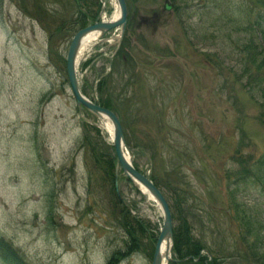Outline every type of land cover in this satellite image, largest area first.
I'll use <instances>...</instances> for the list:
<instances>
[{"label": "rangeland", "instance_id": "1", "mask_svg": "<svg viewBox=\"0 0 264 264\" xmlns=\"http://www.w3.org/2000/svg\"><path fill=\"white\" fill-rule=\"evenodd\" d=\"M83 5L108 21L118 11L115 0ZM127 5L122 40L102 36L78 63L84 95L111 103L133 165L158 181L207 253L257 264L240 229H264V0ZM77 9L0 0V241L26 264H107L127 239L106 173L115 158L106 121L79 111L66 72ZM117 181L130 218L148 229L142 251L116 264H152L163 212L122 170Z\"/></svg>", "mask_w": 264, "mask_h": 264}, {"label": "trees", "instance_id": "2", "mask_svg": "<svg viewBox=\"0 0 264 264\" xmlns=\"http://www.w3.org/2000/svg\"><path fill=\"white\" fill-rule=\"evenodd\" d=\"M76 4L78 5V19L73 20L75 24L72 26L74 27V31L77 32L79 29L86 28L90 26V24H93L98 19V15L100 14L97 12L95 15H86L84 14L83 10L87 11L86 5H83V0H75ZM88 12V11H87ZM264 18V17H263ZM257 24L259 27H264V19L260 22L258 21ZM261 34H264V28L261 29ZM253 60L252 62H256V57L252 56ZM259 69L264 68L262 65H257ZM103 85L101 84L100 88L102 89ZM102 107H107L108 109H111L112 111L116 112L114 110V107L111 105V103L108 100L102 101V103H98ZM115 158L111 157L108 161L107 165V172L111 176V180L113 182L114 188H115V167H116V160ZM261 178V177H260ZM152 180H154L156 186L161 189V186L159 185L158 181L155 180L153 177H151ZM116 203L117 206H121V210L118 213L119 216L117 218L118 224H120L121 228H123L125 234L127 235V239L124 243V248L122 250H118L114 252L111 255V258L107 261V264H116V261L127 259L132 255V253L140 252L143 248V241L146 239V233L148 229V225L142 220H139L138 218H130L131 213H129V210L124 205L122 200L118 197L116 194ZM176 210H179V208L176 206ZM179 219L178 225L174 226V247L172 250L173 254V261L169 264H226L222 259L220 258V253L218 252H212V254L205 255L203 252H208V250L197 240L194 238L192 227L190 222L187 219H182L181 216H179L177 213H173V222L177 221ZM257 227L260 226L257 224ZM255 225V226H256ZM244 229H240L242 231L240 237L243 240V242L246 243L247 249L249 255H250V261H254L257 264H264V229L261 227L258 228H250L251 230L247 229V227ZM152 237H150V242L153 244V247L149 251L150 257L153 258L156 242H157V235L153 233ZM253 238L250 244L248 243L247 238ZM0 253L3 258V262L5 261V264H26L22 257L17 253L16 250L9 247L7 242L3 240V242L0 241ZM212 258V259H211Z\"/></svg>", "mask_w": 264, "mask_h": 264}, {"label": "water", "instance_id": "3", "mask_svg": "<svg viewBox=\"0 0 264 264\" xmlns=\"http://www.w3.org/2000/svg\"><path fill=\"white\" fill-rule=\"evenodd\" d=\"M108 0H106L107 2ZM117 5L120 9V16L116 20H111V22L102 21L100 23L94 24L86 29H82L78 32L77 35L72 40V44L70 45L69 51H68V57H67V75L69 76V82L70 86H72L73 95L76 98L77 106L78 108L82 109V107L87 108L89 111H91L93 114H96L97 116L101 118L107 117L110 122L112 123V126L114 128V144L113 147L116 151V158L118 160V165L116 168L117 176L119 175V170H123L124 175L130 179L131 181L138 184V186L143 187L150 196H152L160 205L162 212L164 213V225L161 230V235L157 240V246L154 252V258L152 261V264H168L172 258L171 250L173 247V228H174V222L172 218V211H170L169 203L166 201V198L159 190L154 182L152 180H149V178L143 174L141 171H138L133 166L132 162L127 159L125 155V149L126 143L124 138V132L123 127L120 122L119 117H117L116 114H114L111 110L107 108H103L92 103L90 100H88L87 97L83 95V92L81 90V86L79 84V79L77 76V64H78V52L82 45V40L89 35L91 32H100L102 34H106L108 32H111L113 29L122 28L123 33L126 31V25L128 23L127 16H128V9H127V3L126 0H116ZM167 10H171V7L166 5ZM116 182V192H118L119 188V182ZM119 194V192H118ZM164 242H167L168 249L165 251V253L162 252V248L164 245Z\"/></svg>", "mask_w": 264, "mask_h": 264}, {"label": "bare ground", "instance_id": "4", "mask_svg": "<svg viewBox=\"0 0 264 264\" xmlns=\"http://www.w3.org/2000/svg\"><path fill=\"white\" fill-rule=\"evenodd\" d=\"M119 9L118 11L115 13V15L113 16V19H117L119 17ZM100 40V34L98 32H93L90 33V35L86 36L83 40H82V45L79 49L78 52V62H80V59L85 57L86 55H88V53L91 51L92 47L95 46L97 44V42ZM106 123H105V129L107 130L108 134H109V139L110 142H113V137H114V128H112V125L110 123L109 120L105 119ZM127 159H130L129 156L126 154ZM142 189V191H144V193L148 194V192L143 188L140 187ZM149 195V194H148ZM149 197H151L149 195ZM168 249V244L167 242H164L163 248H162V252L165 253V251Z\"/></svg>", "mask_w": 264, "mask_h": 264}]
</instances>
